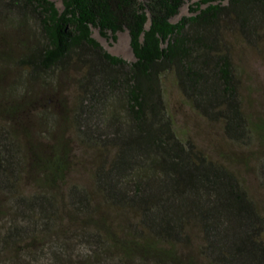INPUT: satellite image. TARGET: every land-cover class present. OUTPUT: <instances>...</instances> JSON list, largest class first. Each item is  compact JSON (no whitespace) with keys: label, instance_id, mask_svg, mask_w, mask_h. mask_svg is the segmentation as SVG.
Listing matches in <instances>:
<instances>
[{"label":"trees","instance_id":"1","mask_svg":"<svg viewBox=\"0 0 264 264\" xmlns=\"http://www.w3.org/2000/svg\"><path fill=\"white\" fill-rule=\"evenodd\" d=\"M62 3L0 0V264H264L263 206L165 98L171 74L249 134L236 56H264V0Z\"/></svg>","mask_w":264,"mask_h":264},{"label":"rangeland","instance_id":"2","mask_svg":"<svg viewBox=\"0 0 264 264\" xmlns=\"http://www.w3.org/2000/svg\"><path fill=\"white\" fill-rule=\"evenodd\" d=\"M55 1L60 8L63 7L62 0ZM191 4L185 3L173 21L190 15ZM93 31L94 36L111 52L128 61L136 59L127 29L118 31L116 37L111 31L103 34L96 27ZM236 60L243 82V107L252 127L249 134L245 130L239 139L231 138L220 119H209L195 109L171 74L165 80V98L179 135L183 139L193 138L215 159L238 170L250 195L264 208V56L241 48ZM24 263L33 264L27 258Z\"/></svg>","mask_w":264,"mask_h":264}]
</instances>
